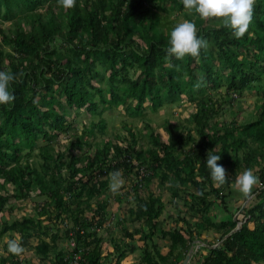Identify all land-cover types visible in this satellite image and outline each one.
I'll list each match as a JSON object with an SVG mask.
<instances>
[{
  "label": "trees",
  "instance_id": "trees-1",
  "mask_svg": "<svg viewBox=\"0 0 264 264\" xmlns=\"http://www.w3.org/2000/svg\"><path fill=\"white\" fill-rule=\"evenodd\" d=\"M39 6H46L45 14L33 11ZM184 18L195 21L207 46L197 56L169 58L170 30ZM0 20L9 23L7 29L0 27V69L16 73L10 82L14 101L0 104V237L17 234L24 246L36 237L37 255L41 260L54 255V264H67L71 252L79 250L90 264H102L95 229L107 220L108 204L97 201L93 209L90 201L110 188L113 170L128 176L135 168L131 220L149 229L140 239L147 242L153 230L170 239L166 255L155 245L153 255L145 249L147 264H182L195 239L193 226L217 233L220 244L210 248L212 243H204L199 250L206 253L197 252L192 264H264V0H254L253 19L241 37L222 18L190 12L184 0H75L71 7L61 0H0ZM247 93L257 98L255 120H218ZM184 103L193 111L177 123L166 122V142L146 123V149L135 150L133 136L129 146L106 141L93 153L82 151L95 129L106 128L102 118L83 126L65 154L54 148L57 135L72 126L66 120L70 111L101 117L124 107L126 116L135 118ZM41 141L48 147L34 163L32 152ZM209 149L221 154L218 163L229 175L223 185L215 184L204 163ZM247 167L259 180L243 194L244 202L252 200L242 208L245 219L237 221L226 199L233 195L235 176ZM154 180L160 186L168 182L170 204L183 202L184 214L198 215V221L190 223L178 213L176 226L163 229L160 197L137 194ZM30 200L33 213L18 216L15 207ZM217 201L226 211L219 220L210 214ZM66 218L72 223L62 228L75 248L57 251L58 235L51 228ZM114 248L118 263L124 253ZM9 262L22 264L16 253L0 257V264Z\"/></svg>",
  "mask_w": 264,
  "mask_h": 264
},
{
  "label": "rangeland",
  "instance_id": "rangeland-1",
  "mask_svg": "<svg viewBox=\"0 0 264 264\" xmlns=\"http://www.w3.org/2000/svg\"><path fill=\"white\" fill-rule=\"evenodd\" d=\"M33 11L37 14H45L46 6H39ZM18 16L21 15L18 14ZM8 26V22H3L0 20V27L7 29ZM25 29L27 30L26 27ZM134 76L136 77L137 74H134ZM257 104L258 103L256 96L252 93H247L243 98L238 99L236 102H234L233 107L229 106L228 110L223 112L218 120L222 119V121H226L227 123L235 121L238 124L255 120L259 115ZM128 105L132 106L133 102H129ZM182 105V107H164L159 109L155 113H151L149 110H147L145 111L143 116H138L135 118L126 116L124 107L112 108L109 111H105L101 115V117L90 116L84 110H82L81 112L77 111V114L73 111H70V114L66 115V120L68 121V123H71L72 126H70L68 131L61 132L59 135H57V142H53L54 148L56 151L65 154L68 150V143L75 140L76 137L80 135V130L83 126H90V123L92 121L94 123H97L98 120L102 118L106 122V128L101 132L95 129L93 135L94 137L89 139V147L83 146L82 151H85L88 148L90 153H93L96 145H102L106 141H111L113 144H117L120 147L129 146L133 143V136H135L134 139L136 141V143L133 144L135 150L146 149L150 146V140L147 137L148 132L144 128L146 123L151 126L155 134L160 136L163 142H166L168 139L166 130L167 123H177L178 121L187 118L190 112L193 111V108L189 107L185 103ZM129 131L132 133V135ZM37 144V147L32 152L33 156L31 157L32 160H34V163L40 162L37 154H39L41 150H44L46 147H48V144H45L42 141L38 142ZM78 151L81 153V149H79ZM78 151L76 150V152ZM243 170L244 168L240 172H242ZM134 171H136L135 168ZM134 171L129 173L128 176L122 175L118 190L112 191L109 188L107 189L106 193L90 201L93 209H95V203L97 201L102 202L103 200H106L108 204L107 212L109 216L107 220L103 223L101 228L95 229L96 236L101 238L100 246L102 264H147L143 259V253L146 249L153 255L155 250L154 245L157 248V251L162 255H166L169 251V237L163 236V233H160L159 231L155 232L156 234H154L153 230V235H151L147 242H144L140 239V237L149 229L144 224L138 221L133 222L131 220L136 208V203L134 200L136 195L135 192H132L131 190V185H133L135 181ZM167 185L168 182H166L165 185L160 186L159 180H154L147 188L145 187V185H143L137 194L144 199H147L148 194L155 197H160V200L164 205V211L159 219L160 221H163V229L168 230L171 227L176 226L174 220L177 218L178 213L179 216L184 215L186 220H189L190 223L197 222L199 218L198 215L188 216L184 214L187 206L183 205V202L177 201L176 205L170 204L171 197L170 192L167 189ZM256 186L257 183L253 185V188ZM231 188H233V195L226 199V204L230 208L231 213H233V216L237 219V221H243L245 218L242 212V208L248 204L247 202L252 200V197H249V201L244 202V193H242L235 184H233ZM235 191L238 192L235 193ZM117 198L119 201L117 200ZM35 201H38V199L34 198V203ZM40 203L42 204L43 201L40 200ZM218 203L219 202L217 201V206L210 211V214L215 215L217 220L223 218L226 215L225 208L221 203ZM33 205L34 204L31 200L27 201V203L23 202V204H21L19 207H15L14 211L18 216L21 214L30 215L33 213ZM85 216L91 217V212L85 211ZM13 219L15 218H9L8 220L11 221ZM117 220H122V222L117 224ZM92 222L95 223V220H92ZM64 223L69 226L72 221L66 218L64 222L62 221L60 223L59 221H57L55 226L51 228L54 230V232H56V235H58V239L56 242L57 251H68L71 247L70 241L66 240L65 238L64 228H62ZM177 227H182V231H184L186 228L182 223H178ZM191 230L193 236L195 237L194 241L201 240L203 244L210 242L212 243L210 247H216L217 244H220L218 242L219 235L217 233L198 229L195 226L191 227ZM48 232H52V230H49ZM127 233L130 234V236H128ZM8 236L9 234H6L4 237H0V257L7 258L9 256L10 252L8 251L7 245L5 244L8 240ZM48 237L49 236L47 235V237L45 238L46 241L50 240ZM13 238L19 241V237L17 234H13ZM37 242L38 240L36 237H30L28 244L24 246V251L21 254H18L20 260L22 261V264H54V255H48V258H45L43 260H41V256L37 255ZM67 243L68 246H66ZM115 246H118L124 253L123 257L119 259L118 263H116V255L114 253ZM195 246L196 247L194 248L192 257L195 256L196 258H194L197 259V252H200L201 255L205 254L206 251L199 250V247L202 246L199 244V242H196ZM175 253H177V251H175ZM179 255L182 256V251L181 253H179ZM192 262L190 261V263L188 264H192ZM6 264L11 263L9 262Z\"/></svg>",
  "mask_w": 264,
  "mask_h": 264
},
{
  "label": "clouds",
  "instance_id": "clouds-1",
  "mask_svg": "<svg viewBox=\"0 0 264 264\" xmlns=\"http://www.w3.org/2000/svg\"><path fill=\"white\" fill-rule=\"evenodd\" d=\"M67 7L73 6L75 0H61ZM184 6L195 12L201 18L218 17L223 23L231 28L235 37H241L249 28L253 19L254 0H184ZM168 57H184L186 55L197 56L202 48L207 46L205 37L198 34V29L193 19H181L171 28L168 38ZM16 73L0 69V104L14 101L15 93L10 90V82L15 80ZM199 139V138H198ZM221 154L207 151L205 164L209 169L210 176L217 186L225 184L229 175L222 163ZM122 173L120 169H115L111 173L110 189L116 191L119 188ZM259 180L253 168L247 167L235 176V185L244 193L249 194L253 185ZM7 249L11 253L21 254L24 245L14 238L7 241Z\"/></svg>",
  "mask_w": 264,
  "mask_h": 264
},
{
  "label": "built area",
  "instance_id": "built-area-1",
  "mask_svg": "<svg viewBox=\"0 0 264 264\" xmlns=\"http://www.w3.org/2000/svg\"><path fill=\"white\" fill-rule=\"evenodd\" d=\"M143 171L142 169H140V177L143 175ZM70 248L73 249L75 248V242L73 239H70ZM72 254L67 257V264H90L87 259H85L82 255H81V250H79L78 252H71Z\"/></svg>",
  "mask_w": 264,
  "mask_h": 264
},
{
  "label": "water",
  "instance_id": "water-1",
  "mask_svg": "<svg viewBox=\"0 0 264 264\" xmlns=\"http://www.w3.org/2000/svg\"><path fill=\"white\" fill-rule=\"evenodd\" d=\"M241 226V224L240 223H238V225H237V228H239ZM196 242H199V244L200 245H203V243L201 242V241H194L192 244H191V246H190V248H189V250H188V252H187V254H186V256H185V258H184V260H183V262H182V264H188L189 263V261H190V259H191V257H192V254L194 253V248L196 247L195 246V243ZM215 246H212V247H210V248H214Z\"/></svg>",
  "mask_w": 264,
  "mask_h": 264
}]
</instances>
